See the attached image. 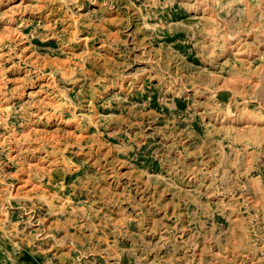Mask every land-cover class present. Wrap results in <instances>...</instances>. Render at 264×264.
Wrapping results in <instances>:
<instances>
[{
	"label": "rangeland",
	"instance_id": "1",
	"mask_svg": "<svg viewBox=\"0 0 264 264\" xmlns=\"http://www.w3.org/2000/svg\"><path fill=\"white\" fill-rule=\"evenodd\" d=\"M0 264H264V0H0Z\"/></svg>",
	"mask_w": 264,
	"mask_h": 264
}]
</instances>
